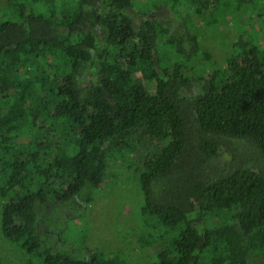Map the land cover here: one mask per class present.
I'll use <instances>...</instances> for the list:
<instances>
[{
  "label": "trees",
  "instance_id": "1",
  "mask_svg": "<svg viewBox=\"0 0 264 264\" xmlns=\"http://www.w3.org/2000/svg\"><path fill=\"white\" fill-rule=\"evenodd\" d=\"M222 1L165 0L172 31L149 10L132 26L131 0H0L4 240L40 264H133L76 252L56 224L81 220L136 139L153 147L133 231L150 264H264V4L224 68L190 66L212 56L189 21Z\"/></svg>",
  "mask_w": 264,
  "mask_h": 264
},
{
  "label": "rangeland",
  "instance_id": "2",
  "mask_svg": "<svg viewBox=\"0 0 264 264\" xmlns=\"http://www.w3.org/2000/svg\"><path fill=\"white\" fill-rule=\"evenodd\" d=\"M131 1L133 8L128 11V19L132 26L137 27L141 23L138 12L149 10V15L153 18L170 23L172 31L180 29L181 22L165 4V0ZM155 4L157 9L153 7ZM263 4L264 0H223L214 9H205L200 16L193 17L189 24L192 23L197 30L200 48L212 58L210 61L196 58L190 66L206 70L224 68L226 57L237 53L232 45L242 33L248 29L254 37L259 35L261 22L258 15H261L260 6ZM209 19H215L216 23L207 27L206 21ZM102 35L101 30L97 32L100 41ZM162 55L164 56V52ZM130 144L133 152L126 162L115 160L109 163L105 183L94 192L92 203L85 205L81 220L67 223L62 221L61 224L59 221L56 226L60 225L59 231L63 232L66 244L76 252L81 250L84 240V245L92 251L119 253L133 264H150L160 252L158 246L140 248L137 244L138 237L133 231H141L139 209L142 196L137 177L144 170L143 158L152 153L153 147L146 141L138 142L136 139L130 140ZM7 202L8 199L0 198V222L2 207ZM211 225L213 222L201 227ZM0 264L40 263L29 258L17 245L4 240L0 234Z\"/></svg>",
  "mask_w": 264,
  "mask_h": 264
}]
</instances>
